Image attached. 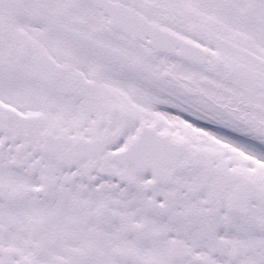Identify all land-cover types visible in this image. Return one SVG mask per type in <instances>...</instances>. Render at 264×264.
I'll return each mask as SVG.
<instances>
[{
  "label": "snow or ice",
  "instance_id": "6c2138e0",
  "mask_svg": "<svg viewBox=\"0 0 264 264\" xmlns=\"http://www.w3.org/2000/svg\"><path fill=\"white\" fill-rule=\"evenodd\" d=\"M0 264H264V0H0Z\"/></svg>",
  "mask_w": 264,
  "mask_h": 264
}]
</instances>
